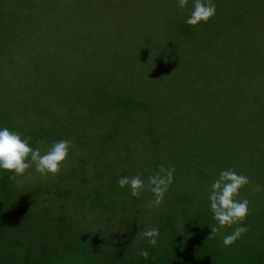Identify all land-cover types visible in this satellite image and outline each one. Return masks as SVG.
I'll list each match as a JSON object with an SVG mask.
<instances>
[{
  "label": "rangeland",
  "instance_id": "rangeland-1",
  "mask_svg": "<svg viewBox=\"0 0 264 264\" xmlns=\"http://www.w3.org/2000/svg\"><path fill=\"white\" fill-rule=\"evenodd\" d=\"M192 2L181 9L177 0H2L0 80L7 86L0 100L26 131L62 134L72 121L71 135L89 125L92 146H106L105 156L145 179L164 165L181 175L176 187L191 174L208 182L200 194L194 182L178 192L172 184L155 208L146 206L148 191L136 200L117 184L106 187L109 216L95 215L80 239L102 226L113 236H135L168 214L182 226L181 247L191 253L224 251L230 264L235 250L239 264H264V0H214L216 14L196 26L186 23ZM117 88L138 102L119 127L118 105L107 93ZM70 151L91 162L89 145ZM193 159H202L198 172ZM68 166L67 157L61 170ZM32 168L11 184L57 176ZM229 168L250 179L237 199L247 198L251 211L242 225L209 237L218 225L206 196ZM181 192L196 193L184 204L186 219L173 202ZM50 195L37 194L33 207L49 203ZM237 226L250 230L225 248L222 237Z\"/></svg>",
  "mask_w": 264,
  "mask_h": 264
},
{
  "label": "trees",
  "instance_id": "trees-1",
  "mask_svg": "<svg viewBox=\"0 0 264 264\" xmlns=\"http://www.w3.org/2000/svg\"><path fill=\"white\" fill-rule=\"evenodd\" d=\"M2 13H4L3 10ZM2 13H0V28L3 27ZM226 20L234 21L231 16H227ZM0 72V78L6 76L3 74L5 71L0 70ZM6 86V81L0 80L3 92ZM112 91L113 93H107L118 105V121L115 125L119 127L126 122L125 119L133 108V103L138 102L133 101L129 94L122 92L120 88ZM6 105L5 100H0L2 108L0 128L8 127L21 132L24 137H31V146L39 147L41 152L61 139L71 141L70 150L78 146L85 148L89 145L91 162L87 161L83 153L69 151L67 170H60L55 180L50 183L52 178L44 180V184L31 186L27 183L17 186L11 184L9 177L14 173L0 169V264H225L224 259H227L228 255L224 251L210 249L209 252L202 254L199 252L196 255L188 251L187 244L181 247L184 231H181L182 226H176L175 215L167 214L162 221H155L153 227L159 229L155 246L149 244L147 238H142L139 234L113 236L110 230L105 229V226L97 227V230L86 236L85 240L80 239L88 231L87 225L90 226V221L95 218V215L109 216L108 197L106 195L107 203L103 198L104 188L107 187L108 191L112 186L118 185L121 177L137 175V171L131 172L129 167L105 156L106 146L101 145L98 148L92 146L93 132L89 125L79 131H73L71 135L72 121L62 125L66 135L63 134L64 132L59 134L52 131L34 132L31 129L26 131L23 125L12 122L15 117ZM146 111L151 115L152 111L149 108ZM196 135L199 134L196 133ZM166 150L169 155L167 148ZM200 160L202 159L190 161V166L196 167L197 172L204 167ZM198 176L191 174V178L186 181V183L194 182L192 185H197V193L201 191L199 186L208 187L205 178ZM174 177V186L171 189L175 187L178 192L186 183L183 182L176 187V183L180 181H176V178H181V175L175 172ZM88 180L92 181V184H88ZM119 191L128 194L129 198L134 197L128 187H119ZM40 192L51 193L46 198L50 202L42 207H33L38 201L37 194ZM141 196L142 192L139 197ZM139 197L134 199L137 200ZM43 199L39 200L44 201ZM173 199L174 206L182 207L183 215L181 216L186 219L187 207L184 204L196 201V193L189 195L186 192L174 193ZM206 200H209L207 196ZM225 248L230 249V247ZM141 250L149 252L147 260L139 255ZM260 262L263 264L261 260ZM230 264H239L235 250H232Z\"/></svg>",
  "mask_w": 264,
  "mask_h": 264
},
{
  "label": "clouds",
  "instance_id": "clouds-1",
  "mask_svg": "<svg viewBox=\"0 0 264 264\" xmlns=\"http://www.w3.org/2000/svg\"><path fill=\"white\" fill-rule=\"evenodd\" d=\"M177 3L179 8L184 9L188 6L189 0H177ZM216 10L214 0H193L186 23L192 26L201 22L207 23L216 14ZM31 139L8 127L0 128V169L14 173L9 177L10 180L15 181L17 176H23L33 166L35 171L43 176L58 175L64 161L69 156L71 141L67 139L53 142L43 153L39 147L31 146ZM40 143L44 142L40 141ZM175 172L174 166L160 165L158 170L146 179L140 174L121 177L118 185L121 188L128 187L134 197H139L142 191L150 192L153 198L146 206L155 208L163 202L169 187L174 182ZM249 183L250 179L247 176L231 168L222 170L211 182L208 190L210 209L218 226H211L209 237L214 238L225 226L242 225L246 220L251 211V202L247 198L237 199V197H239L241 188ZM249 230L245 226L235 227L231 234L222 237L223 245L231 246ZM139 235L147 238L149 244L155 246L159 229L151 227ZM139 255L147 260L150 254L147 250H141Z\"/></svg>",
  "mask_w": 264,
  "mask_h": 264
}]
</instances>
